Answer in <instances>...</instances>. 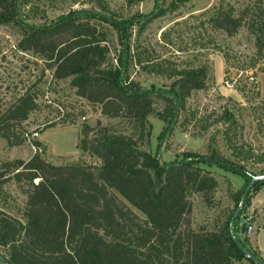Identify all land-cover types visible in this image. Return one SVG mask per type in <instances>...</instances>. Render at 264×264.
<instances>
[{
    "label": "trees",
    "instance_id": "trees-1",
    "mask_svg": "<svg viewBox=\"0 0 264 264\" xmlns=\"http://www.w3.org/2000/svg\"><path fill=\"white\" fill-rule=\"evenodd\" d=\"M29 3L0 0V24H15L22 31L18 50L43 60L44 71L51 70L54 80L70 79L78 96L100 105L102 116L122 120L125 129L119 131L100 121L95 128L84 125L79 149L100 159V166L83 160L57 165L38 152L28 161L3 164L0 178L13 174L16 181L26 180L30 186L24 223L0 213V246L6 249L9 264H234L242 259L255 264L231 235L234 210L212 231H194L190 218V196H213L218 188V180L203 166L230 169L250 181L252 174L246 167H237L226 158L214 137L205 157L185 153L171 163L162 162L145 148L153 130L151 116L165 123L168 134L185 125L181 119L187 113L188 100L193 92L206 88L208 66L181 68L133 49L131 37L126 35L128 28L143 29L153 17L143 23L135 17L118 22L100 0L96 8L74 9L37 25L28 22L24 7ZM263 5L264 0H256L237 13L233 4L221 2L208 12L209 22L228 36L246 27L254 37L256 57L262 58ZM112 28L124 35L116 48L111 47ZM136 67L172 82L167 88L153 85L144 89L132 75ZM43 77L44 73L39 80L17 85L13 98L0 107V138L9 146L31 140L25 122L39 106ZM240 90L244 92V88ZM235 121L228 111L216 120L227 124L222 134L230 148ZM34 145L40 147L42 142ZM235 154H242L241 149ZM35 179H39L37 183Z\"/></svg>",
    "mask_w": 264,
    "mask_h": 264
},
{
    "label": "rangeland",
    "instance_id": "rangeland-1",
    "mask_svg": "<svg viewBox=\"0 0 264 264\" xmlns=\"http://www.w3.org/2000/svg\"><path fill=\"white\" fill-rule=\"evenodd\" d=\"M99 1L30 0L24 11L29 12V23L39 25L55 21L74 9L96 8ZM104 1L110 15L118 22L135 17L143 23V19L153 17L143 29L136 25L128 28L126 35H130L133 49L154 60L166 59L181 68L208 66L206 88L193 92L188 100L187 113L181 119L185 125L176 127L173 134H168L165 123L151 116L153 130L149 147L145 148L162 162L171 163L181 160L185 153L205 157L208 144L214 137L219 151L236 162L237 167L245 166L252 175H264V56L256 57L255 40L246 27L228 36L211 26V13H208L221 2L233 4L239 13L256 0ZM112 35L114 45L111 47L116 48L124 35L119 28L113 29ZM21 38L22 31L17 25L0 24V107L13 98L17 85L21 87L29 81L39 80L43 73L44 77L39 85V106L25 122V130L30 133L31 140L20 146H9L0 138V173L4 171L2 166L5 162L15 159L28 161L36 152L57 165L83 160L88 165L100 166V159L79 149L84 125L95 128L100 121L105 126L111 125L122 131L125 124L120 119L102 116L100 105L78 96L70 79L54 80L51 70L44 71L45 62L39 57L20 52L17 45ZM132 75L144 89L153 85L167 88L172 82L166 76L151 74L139 67ZM241 87L244 92L240 90ZM225 111L236 119L231 131L232 148L222 134L227 124L216 122ZM51 125L55 127L47 128ZM35 131L39 134H33ZM35 141H41L42 145L35 146ZM240 149L242 154H235ZM203 167L219 184L213 196L204 193L190 196L193 205L191 227L196 232L218 229L237 209L251 181L217 165ZM6 177L0 178V181H5L0 186V213L24 223L29 183L26 180L16 181L13 174ZM38 180L35 179L34 183ZM116 195L141 219H145L142 212L121 195ZM249 217L254 226L252 232H248L247 228ZM233 225L237 238L264 263V180L249 191ZM0 257L7 259V251L2 246ZM0 264H3L1 260ZM234 264L254 263L242 259Z\"/></svg>",
    "mask_w": 264,
    "mask_h": 264
},
{
    "label": "water",
    "instance_id": "water-1",
    "mask_svg": "<svg viewBox=\"0 0 264 264\" xmlns=\"http://www.w3.org/2000/svg\"><path fill=\"white\" fill-rule=\"evenodd\" d=\"M263 180H264V175H252L251 181L249 182V184L246 187V190H245V193H244V195L242 197L241 203L239 204L237 209L234 211L233 217H232V219L230 221L231 235H232L233 239L237 242L238 247L244 252V254L246 255L247 258L255 261L257 264H264V263L262 261H260L252 252H250L247 249V247L241 241H239V239L237 238V236L234 233L233 224L236 221V219L238 218V216L240 215V213H241V211H242V209H243V207L245 205V202H246V199H247L249 191L252 189V187L256 183H258L260 181H263ZM0 260L2 261L3 264H9L7 259H5L3 257H0Z\"/></svg>",
    "mask_w": 264,
    "mask_h": 264
},
{
    "label": "built area",
    "instance_id": "built-area-1",
    "mask_svg": "<svg viewBox=\"0 0 264 264\" xmlns=\"http://www.w3.org/2000/svg\"><path fill=\"white\" fill-rule=\"evenodd\" d=\"M34 134L38 135V133H34ZM247 228H248V232H252L254 230V226L251 222V217L247 219Z\"/></svg>",
    "mask_w": 264,
    "mask_h": 264
},
{
    "label": "crops",
    "instance_id": "crops-1",
    "mask_svg": "<svg viewBox=\"0 0 264 264\" xmlns=\"http://www.w3.org/2000/svg\"><path fill=\"white\" fill-rule=\"evenodd\" d=\"M42 134V133H41Z\"/></svg>",
    "mask_w": 264,
    "mask_h": 264
}]
</instances>
